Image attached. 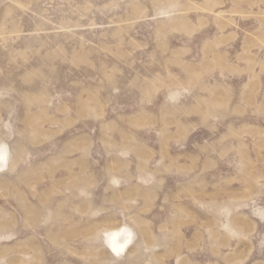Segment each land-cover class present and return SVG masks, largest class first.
I'll list each match as a JSON object with an SVG mask.
<instances>
[{"label":"rangeland","instance_id":"obj_1","mask_svg":"<svg viewBox=\"0 0 264 264\" xmlns=\"http://www.w3.org/2000/svg\"><path fill=\"white\" fill-rule=\"evenodd\" d=\"M0 264H264V0H0Z\"/></svg>","mask_w":264,"mask_h":264}]
</instances>
